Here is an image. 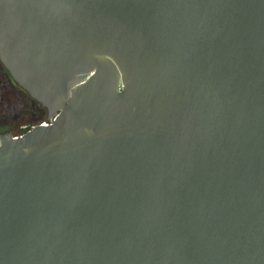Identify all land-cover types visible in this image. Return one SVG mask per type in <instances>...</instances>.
I'll list each match as a JSON object with an SVG mask.
<instances>
[{
    "label": "water",
    "instance_id": "95a60500",
    "mask_svg": "<svg viewBox=\"0 0 264 264\" xmlns=\"http://www.w3.org/2000/svg\"><path fill=\"white\" fill-rule=\"evenodd\" d=\"M0 63V264H264V0H0Z\"/></svg>",
    "mask_w": 264,
    "mask_h": 264
},
{
    "label": "rangeland",
    "instance_id": "374dc122",
    "mask_svg": "<svg viewBox=\"0 0 264 264\" xmlns=\"http://www.w3.org/2000/svg\"><path fill=\"white\" fill-rule=\"evenodd\" d=\"M26 95L0 63V131L9 130L13 136H19L34 125L46 121L43 108L44 111L37 107L35 115H32Z\"/></svg>",
    "mask_w": 264,
    "mask_h": 264
},
{
    "label": "trees",
    "instance_id": "16d2710c",
    "mask_svg": "<svg viewBox=\"0 0 264 264\" xmlns=\"http://www.w3.org/2000/svg\"><path fill=\"white\" fill-rule=\"evenodd\" d=\"M26 101H29L30 102V104H31V108H32V115L34 116L35 115V112H36V108L38 107H40L39 105H37L36 103H35V101H33L28 95H26ZM41 109V108H40ZM43 110V109H42ZM44 111V110H43ZM32 119V118H31ZM33 120V119H32ZM31 120V121H32Z\"/></svg>",
    "mask_w": 264,
    "mask_h": 264
},
{
    "label": "built area",
    "instance_id": "2783aa9c",
    "mask_svg": "<svg viewBox=\"0 0 264 264\" xmlns=\"http://www.w3.org/2000/svg\"><path fill=\"white\" fill-rule=\"evenodd\" d=\"M50 120H46L45 122L41 123V124H49Z\"/></svg>",
    "mask_w": 264,
    "mask_h": 264
},
{
    "label": "flooded vegetation",
    "instance_id": "af4514ba",
    "mask_svg": "<svg viewBox=\"0 0 264 264\" xmlns=\"http://www.w3.org/2000/svg\"><path fill=\"white\" fill-rule=\"evenodd\" d=\"M37 104V103H36ZM38 105V104H37ZM41 108V107H40ZM42 109V108H41ZM45 110V109H44Z\"/></svg>",
    "mask_w": 264,
    "mask_h": 264
}]
</instances>
